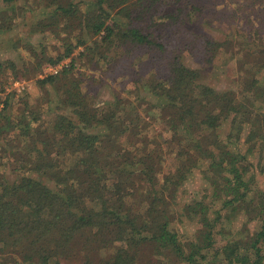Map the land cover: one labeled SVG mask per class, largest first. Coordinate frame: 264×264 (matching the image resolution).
<instances>
[{
    "label": "trees",
    "instance_id": "1",
    "mask_svg": "<svg viewBox=\"0 0 264 264\" xmlns=\"http://www.w3.org/2000/svg\"><path fill=\"white\" fill-rule=\"evenodd\" d=\"M79 1L84 5L80 11L71 2L48 0L41 13L45 18L36 22L35 32L55 36L64 52L56 59L48 58L41 43L39 57L27 45L32 63L28 66L25 63L22 75L14 78L36 79L44 64L53 66L65 58L71 60L59 75L35 80L41 88L47 85L55 91L54 104L48 102L50 106L53 104L47 110L49 122L41 127L28 102L18 119L2 121L8 99L5 103L0 99V133L11 129L22 139L27 150L20 155V161L26 167L27 156H34L29 168L12 182H0V264H133L135 249L144 244L167 249L184 264H197L196 256L209 249L213 235L219 233L220 213L214 211L216 217L211 219L208 207L202 203L182 208L180 217L197 220L201 226L197 232L206 243L192 245V251L186 254L175 231L176 219L168 212L172 205L169 200L174 198L172 193L182 181L180 171L186 165L191 171L202 159L211 167H223L231 177L225 179L221 189L222 208L245 203L250 180L244 178L249 171L239 169L235 163L240 156L245 161L247 155L226 151V147L236 150L242 130H231L223 147L218 135L217 138L213 135L224 122L240 121L250 131L245 141L238 144L248 145L258 139L264 152L261 125L252 110L244 111L235 93L217 92L198 84L200 73L176 60L170 79L149 87L150 96L157 99L154 104L160 109L159 117L173 136L169 142L153 140V147L149 148V138L143 133L148 126L138 128L143 118L130 101L115 98L106 107L96 109L86 99L82 79L73 77L72 53L85 46L79 57L90 53L92 60L101 61L105 58L104 50L114 42L115 48L117 43L154 46L131 23L121 20L129 18L133 4L146 2L151 17H155L161 0ZM74 24L86 37H73ZM90 38L95 40L87 46ZM14 68L10 60L0 62V76ZM252 86L250 90L264 102V73ZM155 142L175 148V170L161 180L158 176L162 174L164 156ZM262 197L250 213L251 220L258 221L259 230L247 243H229L223 248L226 264H264V194ZM88 237L93 246H86Z\"/></svg>",
    "mask_w": 264,
    "mask_h": 264
},
{
    "label": "rangeland",
    "instance_id": "2",
    "mask_svg": "<svg viewBox=\"0 0 264 264\" xmlns=\"http://www.w3.org/2000/svg\"><path fill=\"white\" fill-rule=\"evenodd\" d=\"M47 2L48 0H14L5 3L0 0V28H7V31L0 30V62L10 60L15 65L14 69L4 71L0 76V99L3 103L8 99L2 121L18 119L25 102L31 106L32 116L39 118L38 124L41 127L51 118L47 110L54 104L55 91L47 85L41 88L35 82L47 77V68L50 65L44 64L36 74V79H14L22 75L25 63H28L26 66L32 63L31 54L26 50L27 45H31L39 57L42 56V46H38L41 43L45 45L48 58L56 59L64 52L63 45L55 36L35 32L36 22L45 18L41 13ZM62 2H71L79 11L84 8L79 0ZM146 6L147 2L143 5L133 4L130 11H134L129 14L128 19L121 21L131 23L133 28L151 39L154 46L129 43L121 46L117 43L115 48L114 42L111 48L104 50L105 58L101 61L92 60L90 53L79 57L85 46L72 53L75 60L73 77L82 79L86 99L90 100L93 107L101 109L111 104L115 98L126 99L143 118L138 128L148 126L143 133H147L149 148L153 147V140L169 142L173 132L159 117L160 109L154 104L157 99L150 96L149 87H154L168 77L170 79V71L177 60L185 67L200 73L198 84L207 85L217 92L235 93V99L241 103L244 111H253L252 115L261 125L260 130L264 137V102L257 93L250 90L253 82L264 73V0H161L155 16L157 18L151 17ZM72 27L73 37H86L81 31L79 33V27L75 24ZM121 27L124 28L125 25L122 24ZM121 27L119 26V30H122ZM128 28L131 27L128 25ZM94 40L95 38H90L86 45ZM70 61L65 58L56 65L68 66ZM45 100L47 103L43 104ZM48 102L53 104L50 106ZM231 117L232 115L229 118ZM231 121L232 119L224 122L213 135L216 138L218 135L222 147L231 130H242L238 134L239 140H236L238 143L244 142L250 131L247 124L241 126L240 121ZM7 130L0 133V182H12L20 172L29 168L34 157L33 154L27 156L29 164L26 167L20 161V155L24 154L27 147L16 132ZM238 143L235 145L236 150L226 147V151L247 155L245 161L239 155V161L235 163L239 169L249 171L244 178L246 181L250 180L245 203L222 208L224 196L221 189L225 179H229L231 175L223 167H211L204 159L198 161L191 171L188 165L183 167L180 171L182 181L172 193L174 198L169 200L172 205L168 212L176 219L175 231L178 233L179 243H184L186 254L192 251V245L203 246L206 243L197 232L201 229L197 220H191L188 216L180 217L183 214L182 208L185 205L202 203L208 207L207 215L211 219L216 217L214 211L220 213L219 233L213 235L211 247L201 250L196 256L197 264H226L223 248L229 243H247L259 230L258 221L251 220L250 213L263 200V145L258 139L248 145ZM173 144L176 145L174 140ZM156 145L161 147L164 156L162 174L158 176L161 180L162 176L175 170V148L155 142ZM224 164L222 162V166ZM246 165L248 168H245ZM215 193L218 195H214ZM85 244L93 246L89 237ZM134 252L136 260L133 264H184L181 259L161 247L153 248L144 244Z\"/></svg>",
    "mask_w": 264,
    "mask_h": 264
},
{
    "label": "built area",
    "instance_id": "3",
    "mask_svg": "<svg viewBox=\"0 0 264 264\" xmlns=\"http://www.w3.org/2000/svg\"><path fill=\"white\" fill-rule=\"evenodd\" d=\"M67 65H63V64H59V65H53V66H49L48 68H47V70L49 71V72H47V76H51V75H57L58 73H59V71H61L62 70V67H66ZM18 91H20V90H18Z\"/></svg>",
    "mask_w": 264,
    "mask_h": 264
}]
</instances>
